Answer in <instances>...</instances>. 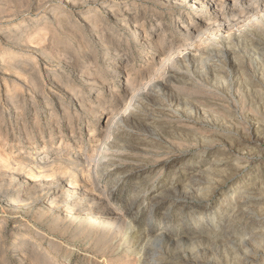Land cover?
Listing matches in <instances>:
<instances>
[{
  "label": "rangeland",
  "instance_id": "obj_1",
  "mask_svg": "<svg viewBox=\"0 0 264 264\" xmlns=\"http://www.w3.org/2000/svg\"><path fill=\"white\" fill-rule=\"evenodd\" d=\"M176 3L178 5L169 4L166 0H0V112L2 111L5 117L0 118V121H3V129L0 130V264H46L45 258L51 264H121L122 261L124 264L125 261L135 258L139 260L141 247L144 246L140 233L147 229L148 220L149 236H157L162 230L166 232L167 241L150 242L146 248H149L150 252L162 253L165 259L160 264H184V259L189 262L187 264H238L245 257L242 253L244 249H241V252L238 246L242 238L248 241L249 249L246 251L248 256L256 252L261 253L256 260L250 261V264H264V88L247 78L264 80V64L257 51L254 49L252 51L253 47L247 46L246 41H242L244 39L240 37L243 32L250 30L247 25L251 19L255 17L264 19V0H245L233 9L226 8L222 21L223 31L227 29L225 26H229L230 31L225 34L219 32L222 29L214 30L212 27L208 30L198 26L202 38L196 41L193 39L189 46H183L174 54L177 58L185 51L184 49L194 47L196 50L189 52L191 57L187 58L185 57L187 54L184 55L176 67L169 62L167 64L168 69L175 68L174 70L183 73V76L179 77H175V73L170 70L167 71V75L165 71L162 72L161 62L169 56L160 54L153 48L145 49L133 30L134 26H137L139 30L150 33L154 38L157 36L154 28L163 25L167 31V44L171 42L176 46L182 42L187 44L177 26L179 22L186 21L181 11L189 13V19L194 25H199L201 11L187 10L179 1ZM112 9L119 14L120 20L116 21L111 15ZM64 11L66 23L58 27L54 16H60ZM53 22L54 34L47 35L48 32L42 31L41 37L51 39V46L56 47L54 52L63 58L62 63H56L58 61L56 58H47L44 53L33 48L30 50L33 52L23 53L21 40L33 43L34 47L37 39L32 36H35L36 29L42 24L51 25ZM213 33L225 37L219 43H215V39L210 40ZM254 33L250 37L263 43V31L255 30ZM6 35H10L12 40L17 39L19 45L5 39ZM234 39L240 41V44ZM113 41L119 44L124 54L120 59H115L114 52L109 54L107 52L110 49L108 45ZM206 48L212 52L202 58L198 51L203 52ZM232 49L237 50L236 56L226 54ZM26 57L30 58L32 68L43 80L47 81L46 70L60 77L63 89L60 85L53 89L48 86L45 96L54 99L49 90L56 95L57 99L53 106L57 115L62 118L60 123L64 128L63 137L54 124H46L44 106L39 102L41 104L38 103L37 108L39 113L43 114L40 117L42 125L40 131L47 139L44 141L40 138L35 126L33 109L29 108L30 103H23L25 99L28 101L37 95L32 88L31 77L23 76L9 68L7 64L9 61H23ZM210 58L211 64L207 66L206 59ZM109 60H114L119 65L128 63L132 78L142 83L150 72H153V76L154 74L159 76L154 90L160 93V98L154 105L167 107V111L150 121L152 124L159 123L164 131V134L159 137L155 135L154 138L176 144L177 132L171 127L184 125L189 127V130L183 133L187 138V154L171 156L169 164L172 163V166L166 177L154 186L155 189L167 186L166 209L171 205V210L167 211L169 215L167 222L161 219L166 213L164 207L153 219H149L147 210H140L132 221L136 212L133 210L132 218H128L129 226L125 229H119L116 225L115 229V226L110 223L108 225L107 220L101 217L102 225L94 227L88 222L90 212L85 211L87 210L85 203H89V199L78 200L74 211L65 209V204L70 202L72 205L73 200L63 186L57 185L59 182L53 183L58 180L52 172L57 165L42 166L41 163L24 160L34 154V147H39L43 156L44 146L48 147L49 151L57 153L61 142V146L70 143L69 152L74 154L76 144L81 143L82 139L89 151L88 137L94 129H97L99 139L102 137L101 131L104 130L106 121L104 117L112 119L118 112L113 108L117 100L115 96L123 94L122 86L126 81L122 73L116 74L114 70L106 67L105 63ZM230 63H236L237 67L247 74L242 85L233 84L235 75ZM84 70H90L98 78L92 77L89 85L84 83L83 79L79 80L77 77L78 71ZM221 73L222 75L225 73L227 77L222 78ZM73 79L78 81L74 83ZM160 82H167L164 91ZM138 89L139 86L136 87V90ZM78 90L81 91L84 105L88 106V113L83 112L80 105L71 100L73 99L71 94ZM111 92L115 95L113 96ZM97 99L101 101L96 102ZM239 99H242V102H235ZM192 102L198 103L191 105ZM10 104L28 105V109L19 117H23L27 122L25 130L21 125L22 121L13 116ZM232 104L237 110L234 111ZM160 107L157 108L160 110ZM104 108H111L113 112L103 115ZM223 108H229L227 109L229 111L224 113ZM199 109L205 110L208 116L199 119L195 115ZM80 114H83L81 119ZM136 124L138 123L135 122V125L131 126L134 131L141 129ZM71 125L75 128L74 140L70 135ZM251 125L254 129L253 137L256 136L258 139L256 143L251 142V135L247 130ZM51 133L53 134L50 136ZM196 141L201 148L196 149L200 146ZM150 148L157 149L153 146ZM65 153L67 150H63L62 154ZM168 153L167 150V155ZM217 160H222L221 167L216 169L220 171L219 175H233L223 186L224 191L208 199H194L189 191L183 192L192 168L213 170L214 161ZM40 172L44 173L41 180L45 182L33 185L31 180L38 178ZM99 172L102 176L104 171ZM111 183L107 178L102 179L100 188L104 189L105 186L110 188ZM121 183L114 190L115 199L111 202V207L119 214L126 215L124 210L131 203L134 191L141 192L140 197L147 195L142 192L143 189L134 187L133 184L124 181ZM171 186L177 188V191H172ZM248 189L253 191L249 195L252 203L246 205L243 197L250 192ZM239 204L238 210L241 213H248L251 218L249 224L245 225V222L235 224L234 233L230 232L226 238L218 241L212 240L211 235L227 229L235 206ZM81 211L86 213L81 214ZM204 212L213 213V217L209 221H204L201 219ZM32 244L38 247L37 255H33Z\"/></svg>",
  "mask_w": 264,
  "mask_h": 264
},
{
  "label": "bare ground",
  "instance_id": "obj_2",
  "mask_svg": "<svg viewBox=\"0 0 264 264\" xmlns=\"http://www.w3.org/2000/svg\"><path fill=\"white\" fill-rule=\"evenodd\" d=\"M173 1L175 3H173ZM177 1H179L180 5L183 6L184 8H186L187 10H193V11L200 10L201 11L199 25H194V23L191 22V20L189 19V13L187 11H181V13L184 14V17L186 18V21L181 22V23L179 22L177 24V26L179 27V30L182 31V36L185 39V41H187V44L185 42L179 43L177 46L173 42H171L170 44H167V41H166L167 31L163 25H157L154 28L153 31L157 33V36L154 38L152 36H150V33H147L144 30H139L137 26H134V28H133L136 37L138 39H140V42L145 49L150 50L153 48V49H156L160 54H167L169 56L168 59L166 58L165 61L161 62L160 68L162 69V72L165 71L166 75H167L168 70H170L171 72H174L175 77L183 76V73L180 70H177V69L174 70L175 68H173V67H172L173 70H171V68L168 69V67H167L168 62L170 64H172L174 67H176V65L178 64L180 59L181 58L183 59L184 55L187 54L185 57L190 58L191 54H189V52H191V53L194 52L196 50V48L189 47L187 49H184L185 51L182 54L178 55L177 58L174 57V54L178 50H180L183 46H189L191 44L190 42L193 39H194V41H196V40H198V38H202L201 33H199V31H198L199 27H203L204 29H208V30H210L212 27H214V30H215V28L222 29L219 32H222V33L224 32V34L228 31H230L229 26H227V27L225 26V28H227V29L225 31H223L224 27H223L222 21L224 20V13H225L224 11L228 7L233 9V8L239 6V4H241V2L243 3L245 0H166V3L178 5V3H176ZM169 7H170V5H169ZM114 10L113 9L111 10V13H112L111 15H113V17L116 19V21H118V20H120V16ZM64 13H65V11L60 16H57V15L54 16V19L57 20L55 23L57 24L58 27H62L64 25V22H65ZM68 18H71V17H68ZM96 21H98V19H96ZM93 22H95V21H93ZM134 22H135V19H134ZM53 24H54V22L51 25L50 24L49 25H46V24L43 25L42 24V26L40 25V27H38L36 29L35 36H32V38L37 39V43L35 44L34 47L32 45L33 43L30 44L26 40H21L22 43L20 46L22 48V52L25 54L29 53V52H33V51H30L33 48L37 52H40L42 54L44 53V55H46L47 58H50V57H52L54 59L56 58L58 60L56 63L61 64L63 58H61L60 54H56L54 52L56 47H54L53 45L51 46V43H52L51 39L45 38L46 36L41 37V36H43L41 34L42 31L48 32V33H46L47 35H49L51 33L54 34L55 28H54ZM228 24H229V22H228ZM98 25H97V27H98ZM92 27H94V26H92ZM248 27H250L249 28L250 30H248L245 33L243 32V34H241L240 37L242 39H244L242 41H246L245 44H247V46H249L250 48L253 47L252 51H253V49L255 50V52L257 51L258 55L261 56L260 60L264 64V42L262 43L261 41H258L255 38L250 37L251 34L254 35L256 33V32L254 33L255 30H261L264 33V19H262L261 17H255L249 21L247 28ZM92 31H94V30H92ZM216 31H218V30H216ZM216 34H218V33H216ZM216 34L213 33L210 40L213 41L215 39V43H219L220 40L224 39L223 37H225V36L221 37V35L217 36ZM236 36H238V35H236ZM103 37H107V36H103ZM6 38L10 41L15 42L16 45L19 43L17 39L12 40L10 35H6L5 39ZM233 38L237 39L238 37H233ZM103 39H105V38H103ZM216 39H217V41H216ZM231 40H233V39H231ZM238 42L240 44V41H238ZM108 46H110L109 51H107L108 54L111 52H114L115 53V59H120L122 57V55H124V54H122L123 52L121 51L118 43L113 41V43L111 45H108ZM166 50H167V53H165ZM186 52H188V53H186ZM211 52L212 51L207 50V48L203 52L198 51V53H200L201 57L204 55L211 54ZM237 53L238 52L235 49H232V50L226 52V54L228 56L229 55L230 56H236ZM21 61L22 60H15V61H9V62L7 61L8 64L6 62L5 63L7 64V66H9V68L20 72L23 76L31 77V85H32V88L34 89V91L37 95L34 98H30V100L28 99V101H27V99H25L23 101V103H26V104L30 103L29 108L33 109L34 118L36 120L35 126L37 127V133L38 134L40 133L39 137L42 138L44 141L47 139V137H45L44 133H41V131H40V126H42L41 122H40V117H42L43 114L45 117L46 124H54V126H56L57 129H59L58 132L60 133V136L63 137L64 136L63 135L64 134V131H63L64 128H63L62 124L60 123L61 117L59 115H57V111L54 109V106H53L55 100L57 99V98H55L56 95L52 93V90H49V93L51 95H53L54 99H49L45 96L46 95V89L48 86L51 89H53L55 86L56 87L61 86L60 85V77L55 75V74H52L50 72V70H46L47 81L43 80V78H41V76L39 77L37 75L38 73L36 74V70H34L32 68L29 57H26V58H24V60L22 62ZM200 61H201V59H200ZM211 61H212L211 58L208 60L206 59V62H207L206 65L207 66L210 65L211 63H209V62H211ZM105 65L108 69L114 70L116 72V74H118L119 72L122 73L126 77V81H125L124 86H122L124 89L123 94L122 95L118 94L115 96L117 98V100H116L113 108H114V110H117L118 112L116 113V115L112 119H110V117H108V116H107L108 118L104 117V119H106V121L104 122L105 123L104 128H103L104 130L101 131L102 137L99 139L97 129H94L90 132L89 137H88V143H89V147H90L89 151H87V149L85 148L84 139H82L81 143L76 144V147H75L76 153H74V154H71L69 152V148L71 147L70 143H64V145L61 146V144H62V142H61L60 146L57 148V150H58L57 153H53L52 151H49V148L44 146L43 153H45V154L43 156L42 154H40L41 149L39 147H34V150H35L34 154L27 156L24 160H26L27 162H32V163L33 162L34 163L35 162L41 163L42 166L57 165V168L56 169L54 168L52 170V172H53V175H55L58 178V180L53 182V183L57 184L59 182L57 185L63 186L65 192L68 193V195H70V197L73 200V202L71 203L72 205H70V202L65 204L64 207L66 210H71V209L73 210L76 207V202L80 199L82 201L85 199L86 200L89 199V203H85V205L87 206V210H85V209H83V210L90 212L91 215L89 216L88 222H90L92 226L99 227V225H102L100 223V217H101V218H105L107 220L106 223L108 225L110 223V225L111 224L113 226L116 225L117 228H119V229H122V228L125 229L126 227L128 228V226H129L128 220H130V219H128V218L129 217L132 218V215H133L132 211L133 210H136V212L133 215L132 221L135 219L136 213L140 210L141 211L144 209L147 210V212H148L147 215H148L149 219H153L156 216H158L161 208H164V207H165V209L167 208V186H165L163 188H157V189H155L154 186L156 183L161 182L162 179H164L166 177L167 171L172 166L171 165L172 163L169 164V162L171 161V156L177 155V154L178 155L179 154L184 155V153L187 154V152H188L187 151L188 147L186 144L187 138L183 135V133L187 132L189 130V127H187V125L186 126L184 125V126H172L171 127V129H174L177 132V134L175 133V138L177 139L176 144H172V143L169 144V143H167V140L161 141V140L154 138L155 135H158V137H159V136H161V134H164V131L161 128V126L159 125V123L156 122L155 124H152V123H150V121L152 120V118H154V120H155V118L158 117L161 113L164 114L167 111V107L161 108L160 106L154 105L155 101L160 98L159 97L160 93H158L154 90V87L156 86V84H158L157 79L159 76L157 74H154L155 76H153L152 75L153 72H150L147 75L146 80L142 83L141 81L137 80L136 78H132L128 63H126L124 65H122V64L119 65V64H116L114 62V60H109L105 63ZM230 68L233 69V74L235 75V79H233V84L234 85H237V84L242 85L244 80H245V77H246L245 75H247V74L244 73L240 67H237L236 63L235 64L230 63ZM78 72H79V75L77 76V77H79L78 79L79 80L83 79V82L87 83V84L91 82L92 77L98 78V76L97 75L95 76V74L91 73L90 70H84V71H78ZM225 73H227V72H225ZM225 73H224V75H222L223 73H221L222 78H224L225 76L227 77V75ZM171 77H173V76H171ZM247 78L249 80H251V82L259 84V85H261L262 88H264V80H257L254 77H247ZM78 79L77 80L73 79V82L76 83L78 81ZM160 84L163 87L162 89L164 91V89L167 88V82H163V83L160 82ZM138 86H139V89L136 90V87H138ZM61 88H62V86H61ZM74 89H76V88H74ZM66 92H68V91H66ZM65 94H67V93H65ZM111 94L113 95L114 93L111 92ZM71 95L73 98L71 100L76 101L80 105V108L82 109V111L88 113V110H89L88 106L84 105V102L81 99V91L78 90V92L72 93ZM17 96H18V94H17ZM21 99H22V97H21ZM100 101H101V99L96 100V102H100ZM39 102H41L44 106L43 114L39 113V110L37 108ZM235 102H242V99L235 100ZM41 103H39V104H41ZM193 103H198V102H192L191 105H193ZM26 104H23L20 106H18L16 104L14 106L13 104H10L11 105L10 109L13 112V116H15L16 119H19L22 121L21 125H23L22 127L24 128V130L27 127V122L25 121V119L23 117L22 118H19V117H20V114H22L26 109H28L27 108L28 105H26ZM103 105L106 106L107 103L103 104ZM94 106H93V108H94ZM231 106L234 109V111L237 110L236 107L234 106V104H232ZM157 107H160L161 109L159 110ZM110 109L111 108H109V109L104 108L102 110L103 115H105V114L107 115L108 112L112 113L113 111H111ZM227 109H229V108H223L222 111L224 113H226L229 111ZM92 113H93V111H92ZM143 113H145V114L142 115ZM195 115L199 118V117H205L206 115L208 116V113L205 110L203 111V110L199 109V110H196ZM0 118L1 119L5 118L2 115V111L0 112ZM81 118H83V114H80V119ZM135 122L138 123L136 125H138L139 128H141L140 130L134 131L131 129V126L133 124L135 125ZM69 124H70V121H69ZM2 126H3V121H0V130H1ZM73 126L74 125H71L69 127L72 140L76 139V136L74 135L75 128ZM137 129H138V127H137ZM245 129H247V128H245ZM20 130H22V129H20ZM100 130H102V129L100 128ZM247 130L250 132L251 142L256 143L258 141V139L256 138V136L253 137V132H252V131H254L253 125L248 126ZM23 132L25 133L26 131H23ZM52 134L53 133H51L50 136ZM51 139H52V137H50V140ZM197 141H199V140H197ZM199 145H197V146H199ZM152 146L157 147V149L150 148ZM198 148H201V145L199 147H197L196 149H198ZM63 150H67V153L62 154ZM167 150L169 151L168 155H167ZM221 165H222V160H217V161H214V169L213 170L205 171V170H201V168H199V167L198 168H196V167L192 168V172L190 170L189 178H188V181L186 184L187 186L183 189V192H184V190H186L187 193L189 191V194L192 197H194V199L195 198L196 199L197 198L208 199V198H211V197L215 196L216 194H219L222 191H224L223 186L226 185L227 182L230 181V179L233 175H231V176L219 175L220 171H216V169H219L221 167ZM99 170L104 171V172H102V176L100 175ZM40 171H41V169H40ZM185 171L187 172L188 169H186ZM203 171H205V172H203ZM205 173L207 175L204 176ZM42 174H44V173L43 172L38 173V175H40V176L38 178L32 179L31 183L33 185H37L38 183H44L45 180H41V179H43ZM106 178L109 179L110 182H112L111 183L112 186L110 188L108 186L107 187L105 186L104 189L100 188V181L102 179H106ZM123 181L128 182L130 184H133L134 187H139L140 189H143L142 192H144L147 195V197H143V196L140 197L141 192L134 191L133 192L134 195H133V198L131 200V203L128 206H126L127 208H125V210H124L126 215L119 214L117 212V210H115V209H113V207H111V202H113V200L115 199L114 190H115L116 186H118ZM147 187H148V189H147ZM171 189H172V191H177V188H175L173 186H171ZM172 191H170V192H172ZM248 192L249 193H247V196L243 197V199L245 201L244 204H246V205L252 203V198H250L249 195L253 191L251 192V190L248 189ZM256 199H258V198H256ZM247 202H249V203H247ZM81 204H82V202H81ZM240 204H242V203H240ZM240 204L235 206V209H234L235 211L232 214L231 219L229 220L230 225L227 227V229L222 230L221 233L211 235L210 238H212V240L218 241L220 239L226 238L227 235L230 234V232L234 233L235 229H233V226L235 224H241L244 222H245V225L249 224L251 218H249L248 213H246V214L243 212L241 213V211L238 210V208L240 207ZM77 208H79V207H77ZM83 208H86V207H83ZM78 210H80V209H78ZM170 210H171V205L168 207V209H166V213H164L162 215V217H161L162 221L167 222V220H169V215H167V211L169 212ZM85 211H81V214ZM206 211H207V207H206ZM89 212H87V213H89ZM212 215H213V213L209 214L207 212H204L201 214V216H202L201 219H203L204 221L205 220L209 221L213 217ZM79 216H80V214H79ZM98 220H99V222H98ZM149 221L150 220H148L147 225H146L147 229H144V231H142L143 233L141 232L142 234L140 233V236L143 238L142 242L144 241V246L141 247V254H140L141 256L139 255L140 259L139 260H136V258L132 259V260L130 259L131 261H125L124 264H160L163 261V259H165V257L162 255V253H160V251H151L150 252V250H148L149 248L146 249L147 247H149L150 242L159 243L161 241H167L166 232L164 230H162L160 234H158L157 236H154V237H151L147 234L148 228H150L149 227V224H150ZM263 224H264V221H263ZM63 226H65V224ZM66 226H67V224H66ZM116 226H115V229H116ZM130 226H132V225H130ZM129 228L131 229L132 227H129ZM113 229H114V227H113ZM245 229H246V227L244 228V230ZM247 240H249V239H247ZM170 241L171 240H169V242ZM247 243H248V241H246V238H242L238 244L239 250L244 249L243 252H242V250H241V252L243 254H245L244 256L246 257L245 258L242 255L244 257V260L241 262H238V264H248V263L250 264V261L256 260L258 258V256L261 254L260 252L259 253L256 252V253H254V255L248 256L247 255L248 252H246L249 249L247 247ZM108 244H107V246H108ZM249 245H250V243H249ZM252 245H254L253 242H252ZM252 245H250V246H252ZM37 248L38 247L36 244L31 245V250L33 252V255L36 254V252L38 250ZM101 248H103V246ZM257 249H256V251H257ZM101 251H103V250H101ZM106 252H107V249H106ZM125 257H126V255H125ZM45 259H44V261H45L44 263L51 264V262H49L48 259H46V260ZM237 259H238V257H237ZM239 259H241V258H239ZM183 263L187 264L189 262L187 261V259H184ZM121 264H123V261Z\"/></svg>",
  "mask_w": 264,
  "mask_h": 264
}]
</instances>
